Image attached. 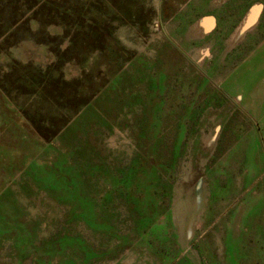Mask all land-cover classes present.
<instances>
[{
    "label": "rangeland",
    "instance_id": "374dc122",
    "mask_svg": "<svg viewBox=\"0 0 264 264\" xmlns=\"http://www.w3.org/2000/svg\"><path fill=\"white\" fill-rule=\"evenodd\" d=\"M8 126L0 264H264V0H0Z\"/></svg>",
    "mask_w": 264,
    "mask_h": 264
},
{
    "label": "bare ground",
    "instance_id": "6f19581e",
    "mask_svg": "<svg viewBox=\"0 0 264 264\" xmlns=\"http://www.w3.org/2000/svg\"><path fill=\"white\" fill-rule=\"evenodd\" d=\"M13 127L16 129L15 132L12 130V129H14ZM18 132L19 131H18V129L15 126H8L7 130H5V133L4 134H2V133L0 134V144H1V146L6 148V149H12L13 151L16 150L17 152H19V151L21 152V150H22L21 146H25L26 143H28V142L27 141H24V142L20 141L18 139L19 137H17V135H16V133L19 134ZM14 136H16V137H14ZM12 138H14V139H12ZM18 141H20L19 145H17ZM22 155H24V154H22ZM17 156H18V154H17ZM20 157L17 158V161L19 160ZM13 160L11 161V164H10V166H11L10 168L11 169H14L16 167V165H17L16 163L13 162ZM7 162H10V160L8 159ZM25 186L26 185H24L21 189L26 195H28V193H27L28 190H27V188Z\"/></svg>",
    "mask_w": 264,
    "mask_h": 264
},
{
    "label": "crops",
    "instance_id": "0c3cea01",
    "mask_svg": "<svg viewBox=\"0 0 264 264\" xmlns=\"http://www.w3.org/2000/svg\"><path fill=\"white\" fill-rule=\"evenodd\" d=\"M219 2H222V1H219ZM223 3V2H222Z\"/></svg>",
    "mask_w": 264,
    "mask_h": 264
}]
</instances>
